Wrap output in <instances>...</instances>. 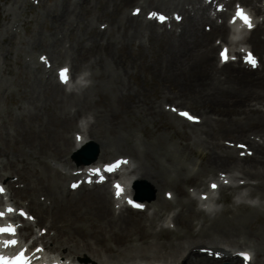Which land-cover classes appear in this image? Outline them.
Here are the masks:
<instances>
[{
  "label": "bare ground",
  "instance_id": "obj_1",
  "mask_svg": "<svg viewBox=\"0 0 264 264\" xmlns=\"http://www.w3.org/2000/svg\"><path fill=\"white\" fill-rule=\"evenodd\" d=\"M235 1L227 0L226 6ZM261 1L239 0L251 5L255 17L264 10L258 6ZM24 2L16 1L15 10ZM127 3L141 12L128 14ZM147 6L183 19L159 25L144 17ZM210 7L202 0H51L42 7L49 32L55 33L45 45L39 33L19 45L45 49L52 65L62 62L73 73L90 70L93 81L81 93L69 94L33 53L24 65L32 73L22 84L24 101L18 104L16 125L4 130L0 113V184H6L9 201L11 196L24 198L20 208L35 211L36 223L45 221L44 235H36L33 243L41 244L46 254L55 251L88 264H242L237 254L248 249L250 264H264V17L255 20L242 43L257 55L258 68L240 59L220 64L216 40L233 50L239 44L227 37V12L213 17ZM98 21L105 23L104 29L95 26ZM55 37H62L61 46ZM71 78L75 80L72 73ZM9 92L8 81L0 80V96ZM167 99L176 104L167 109L190 105L191 111L185 109L200 120L190 122L166 110L168 103L162 101ZM88 113L95 123L85 139L77 123ZM146 121L170 123V135L179 133L186 143L163 132L139 139L136 130ZM89 141L99 150L90 164L109 154L128 157L126 181L119 178L123 202L130 183L138 180L153 187L154 199L140 201V210L123 206L116 211L108 183L81 182L70 190V178L77 182L80 176L68 171L73 163L67 154ZM188 152L200 160L196 166ZM211 182H220L208 203L221 206L214 213L198 204ZM245 190L247 199L259 198V207L235 203L234 197ZM32 225L25 221L20 236Z\"/></svg>",
  "mask_w": 264,
  "mask_h": 264
},
{
  "label": "rangeland",
  "instance_id": "obj_2",
  "mask_svg": "<svg viewBox=\"0 0 264 264\" xmlns=\"http://www.w3.org/2000/svg\"><path fill=\"white\" fill-rule=\"evenodd\" d=\"M16 1L21 2V0H0V80L3 81L6 79L11 86V92H9L8 95L0 96V113L3 121L4 130L11 129V127H14L16 125L15 118L17 117V114L19 112L18 104H21L24 101L23 100L24 96L23 94H21L22 84L24 83L25 78L30 77L32 73L29 70V67H26L24 65L29 63L33 53L34 56L36 57L39 53L46 52L45 49H42L41 47H36V49L34 50V48H30V47L25 48L26 45L21 46V44L19 45V43L21 41L26 42V39L31 34L39 33L43 39L42 44L45 45L50 41V36L53 35V33H55L54 29H51V32H49L50 29L49 18L48 16L44 18L43 14L41 13L42 7H44V5L46 4L49 5L51 0H25L24 6L18 8L17 11L15 10ZM127 4H125V6L127 5V7L124 6V10L126 9V12L130 14L131 8L135 7L136 4L134 3H127ZM6 12L9 14L6 17H4V13ZM100 18L101 17H99L98 19ZM99 21L96 22L95 26L100 27L102 29L105 26V23H100ZM55 38H60L58 41L59 42L58 46L59 45L61 46L62 37H55ZM215 54L217 56V50ZM62 64H63L62 62L55 63L52 70L54 76H55V69L61 66ZM80 72L81 71L76 73L72 72L73 77L76 78ZM162 102L168 104L175 103L174 100H170V99L164 100ZM178 106L187 108L191 111L190 105L187 106L180 104ZM133 122H134L133 125L135 126L136 121L134 120ZM143 125H141L142 126L141 130H136V134L139 139H144L146 136L153 133L163 132L168 137H171L172 139H177L182 145L186 143L184 138H182V136L179 133H176L175 135L174 134L170 135L171 133L170 130L174 129L170 123L160 124L159 122L151 123L150 121H146ZM72 131L70 130L69 133L71 134ZM232 140L237 141L236 138ZM8 141L7 143L8 145H10L9 144L10 141L9 142ZM69 155L70 153L67 154V157L69 161L72 162L70 160ZM117 155L118 154L116 153L109 154L106 155L104 158H101L99 161H107L110 160L111 158L116 157ZM188 156H190L193 166H196V164L200 162V160L195 155L191 154V152L190 153L188 152ZM58 165L61 168L65 167L64 164H58ZM16 166H18V168L20 167L19 168L20 171L22 170L19 163H17ZM68 168H69L68 170L70 171L73 170L75 168L74 164H70ZM11 198L14 202L16 203L18 202L17 204L19 205L26 203V200L24 198L17 201H15L16 199L13 196H11ZM30 212L34 216H36L35 211H30ZM136 214L138 213H132L131 216L134 219H137L138 216ZM42 223H45V221H41L40 223L37 222L36 227H43L42 225L45 224Z\"/></svg>",
  "mask_w": 264,
  "mask_h": 264
},
{
  "label": "clouds",
  "instance_id": "obj_3",
  "mask_svg": "<svg viewBox=\"0 0 264 264\" xmlns=\"http://www.w3.org/2000/svg\"><path fill=\"white\" fill-rule=\"evenodd\" d=\"M231 35H230V41L236 45V44H242L248 36V27H246L244 24H231ZM92 73L90 70H83L81 71L74 81L69 80L65 83V91L69 94L76 93L79 94L82 91L86 90L87 88L91 87L93 81L91 79ZM95 123V116L92 113H88L85 116H82L80 120L77 123V127L80 129L81 134L87 138V131L90 128L92 124ZM247 190L244 192L238 194L236 197H234V201L237 204L245 203L251 206L259 207L261 205V201L259 198L256 199H247ZM242 197H245L242 199ZM205 210L209 213H214L216 211H219L221 206L218 205H210V206H204ZM45 264H49V261L46 260Z\"/></svg>",
  "mask_w": 264,
  "mask_h": 264
},
{
  "label": "snow or ice",
  "instance_id": "obj_4",
  "mask_svg": "<svg viewBox=\"0 0 264 264\" xmlns=\"http://www.w3.org/2000/svg\"><path fill=\"white\" fill-rule=\"evenodd\" d=\"M136 12L138 13L139 12V9L136 10ZM135 14V13H134ZM153 16H155L156 14L153 13L152 14ZM161 20L164 19V17H160ZM236 19H239L241 21H243V24L245 26H247L249 29H251L253 27V24L251 22V18L244 12L243 9L241 8H237V11L235 13V18L233 19L232 23H235ZM221 59L222 61L224 62H227V60L229 59L228 57V50L225 49L221 52ZM44 59V58H42ZM246 61L251 64L253 67L256 66V59L254 58V56L252 55V53H248L247 56H246ZM68 73H69V70L67 68L65 69H62L59 73V77L61 79L62 82L66 83L68 81ZM181 115L183 116H187L189 119H193V117L189 116L187 113H181ZM77 139H80L79 137ZM243 147V146H241ZM120 163H127L126 161H123V162H117L116 165L114 166H110L107 171H113L115 170V168L119 167ZM98 172V170H97ZM227 182V181H225ZM73 187H76V185H73ZM116 189H117V192H116V195L119 197L123 191V189L121 188V186L119 184H117L116 186ZM217 187V185L213 184L212 185V188L215 189ZM4 191V189L0 188V193H2ZM129 203H132L131 201H129ZM134 207H140V205H135L133 204ZM9 212H12L14 211L13 209L9 208L8 209ZM3 213L0 212V216H2ZM21 215H26L25 213L21 212ZM0 233H9V234H15V229L11 226L9 227H2L0 228ZM5 246L9 245V244H16L17 241L15 240H11V241H5ZM245 261H250L251 259V256L248 254V253H241L240 254ZM0 262H3V264H13V262H9V261H5L3 257H0ZM15 264H24V260H23V253L20 254L19 257H17L16 261H15Z\"/></svg>",
  "mask_w": 264,
  "mask_h": 264
},
{
  "label": "water",
  "instance_id": "obj_5",
  "mask_svg": "<svg viewBox=\"0 0 264 264\" xmlns=\"http://www.w3.org/2000/svg\"><path fill=\"white\" fill-rule=\"evenodd\" d=\"M98 152V148L95 144L93 143H89L87 145H85L82 149H80L76 154V159L79 160L80 159V162L82 163H88L90 161H92L96 154ZM140 185H145L144 182H140L138 183ZM138 198L142 199L143 196H137ZM151 196H148L147 198H150Z\"/></svg>",
  "mask_w": 264,
  "mask_h": 264
}]
</instances>
